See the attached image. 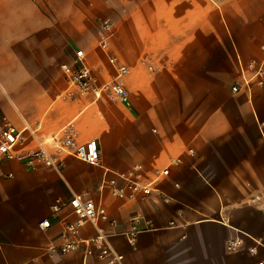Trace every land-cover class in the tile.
<instances>
[{
  "label": "crops",
  "instance_id": "1",
  "mask_svg": "<svg viewBox=\"0 0 264 264\" xmlns=\"http://www.w3.org/2000/svg\"><path fill=\"white\" fill-rule=\"evenodd\" d=\"M109 58L127 69L126 103L112 95ZM251 63L264 64V0H0V121L37 138L73 123L100 152L97 166L0 164V264H106L82 246L60 253L76 217L51 206L73 196L103 206L106 220L70 239L102 233L124 264H264V86L232 91ZM63 66L89 69L97 92L70 91ZM134 166L149 182L169 173L135 200L102 186ZM146 224L130 247L123 233Z\"/></svg>",
  "mask_w": 264,
  "mask_h": 264
},
{
  "label": "built area",
  "instance_id": "2",
  "mask_svg": "<svg viewBox=\"0 0 264 264\" xmlns=\"http://www.w3.org/2000/svg\"><path fill=\"white\" fill-rule=\"evenodd\" d=\"M111 36V22L104 20L100 24L99 47L104 52L107 51L109 38ZM77 58L81 57V52L76 53ZM109 63L114 66L117 77L116 82L111 86V92L114 98L126 103L127 93L119 84L118 80L127 73L124 66L117 64L114 58H109ZM62 70L66 76L70 91L80 94L87 92L96 93L94 79L89 69L86 67L71 68L63 66ZM251 84L264 86V64H248L246 68L241 67L240 79L232 87V91L238 93L243 87L249 89ZM25 132L36 139L35 148L31 151L24 150V143L27 139ZM71 157L83 163L97 166L100 161V152L97 142L89 140L85 143L77 141L76 131L73 123L63 126L56 134L47 138H37L32 130L25 127L21 131L13 129L3 118L0 121V164L2 162L16 161L29 170H35L38 167L48 169H60L64 158ZM178 161H171L170 166L177 164ZM168 168L157 174V179L149 182L142 178L141 166H134L131 170L124 173L112 172V177L103 181L110 193L121 200H135L141 196H149L154 193V184L157 180L168 175ZM11 174L5 175V178H11ZM164 201H168L163 198ZM64 205H69L72 209L75 222L65 223V237L59 246L60 253H66L84 248V255L92 257L95 260L104 261L106 264H124L125 258L122 254L115 252L106 242V236L98 233L95 236L85 240H71V236L77 234L78 229L85 224L96 225L99 221L106 220V212L103 206L95 204L92 200L84 196H73L68 202H55L51 206L53 213H58ZM170 222L169 226H174ZM50 226L49 221L43 220L38 223L40 230H45ZM152 230L150 224L145 227L134 225L130 230L123 233L127 244L134 248L138 234L144 231ZM243 246L240 239H233L226 243V249L230 252L236 251ZM53 248V247H51ZM248 253L255 254V248H249ZM262 264V263H261Z\"/></svg>",
  "mask_w": 264,
  "mask_h": 264
}]
</instances>
